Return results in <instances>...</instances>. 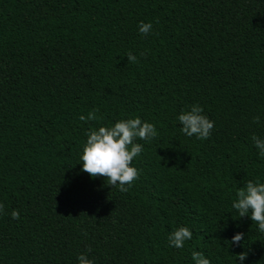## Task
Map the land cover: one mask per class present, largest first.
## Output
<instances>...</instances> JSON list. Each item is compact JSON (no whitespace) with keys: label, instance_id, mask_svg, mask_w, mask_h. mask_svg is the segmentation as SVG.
I'll return each mask as SVG.
<instances>
[{"label":"trees","instance_id":"obj_1","mask_svg":"<svg viewBox=\"0 0 264 264\" xmlns=\"http://www.w3.org/2000/svg\"><path fill=\"white\" fill-rule=\"evenodd\" d=\"M193 104L214 122L206 140L180 130ZM137 116L157 136L137 141L140 176L122 193L80 155L89 129ZM253 134L264 0H0V264H78L89 247L94 264H194L193 251L264 264V233L232 208L248 180L264 183ZM179 226L193 235L175 248Z\"/></svg>","mask_w":264,"mask_h":264},{"label":"clouds","instance_id":"obj_2","mask_svg":"<svg viewBox=\"0 0 264 264\" xmlns=\"http://www.w3.org/2000/svg\"><path fill=\"white\" fill-rule=\"evenodd\" d=\"M138 31L142 35H148L152 31V23L140 21ZM141 56L145 53H140ZM127 60L131 63L137 62V56L132 52L127 54ZM98 109H94L87 116L81 115V121H97L100 119L96 115ZM202 106L193 104L188 109H182L177 116L182 125L181 132L188 137L195 135L199 140H206L210 137L214 128V122L203 114ZM260 117H254V122H259ZM87 139L83 144L80 163L82 171L90 177L101 176L105 178L106 184L112 187H119V191L124 193L139 179L140 171L132 166V161L143 151V145L138 140L151 141L157 136L156 127L147 121H142L140 117L118 119L110 125H102L89 129L85 133ZM254 146L259 150L258 154L264 158V138L253 134L251 137ZM232 208L237 210L238 217L250 214L251 220L258 225V231L264 233V183L259 179L248 180L243 187L236 192V198L232 202ZM5 214V206L0 203V215ZM13 219H19L18 210L11 211ZM192 231L186 226L175 228L168 236L169 245L175 248H182L185 241L191 240ZM243 233H236L232 238V244L239 245L243 239ZM91 251L89 247L85 252L78 254V264H94L88 258L87 253ZM240 264L247 257L246 252L237 254ZM192 260L194 264H210V260L203 252L193 251Z\"/></svg>","mask_w":264,"mask_h":264}]
</instances>
